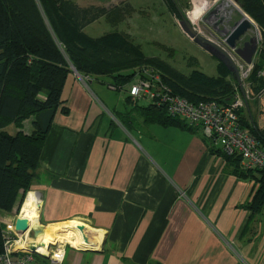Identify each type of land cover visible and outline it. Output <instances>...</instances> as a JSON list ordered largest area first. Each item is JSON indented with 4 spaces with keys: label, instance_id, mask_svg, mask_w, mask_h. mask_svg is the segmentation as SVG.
Here are the masks:
<instances>
[{
    "label": "crops",
    "instance_id": "0c3cea01",
    "mask_svg": "<svg viewBox=\"0 0 264 264\" xmlns=\"http://www.w3.org/2000/svg\"><path fill=\"white\" fill-rule=\"evenodd\" d=\"M100 81L69 74L68 111L55 114L28 191L40 198L37 227L77 220L100 238L89 250L66 243L62 264H264V205L249 207L260 182L227 171L198 133L128 130L118 119L125 104ZM33 129L30 118L24 130Z\"/></svg>",
    "mask_w": 264,
    "mask_h": 264
},
{
    "label": "trees",
    "instance_id": "16d2710c",
    "mask_svg": "<svg viewBox=\"0 0 264 264\" xmlns=\"http://www.w3.org/2000/svg\"><path fill=\"white\" fill-rule=\"evenodd\" d=\"M165 1L179 16L177 0ZM237 2L257 23L262 35L248 77L253 94L258 95L264 89V75H260L264 69V0ZM123 5L124 8L80 6L73 0H0V253L4 250L1 214L9 213L17 199L31 190L54 116L58 110L68 111L63 90L73 69L83 77L103 80L111 89L115 86V91L126 92L138 70L153 66L174 94L190 102L217 100L229 105L233 100L237 80L222 62L216 75L199 69L185 73L161 57L146 55L127 34L112 31L93 37L85 31L103 17L119 23L129 10L127 4ZM142 102L129 95L125 98L127 109L118 119L128 130L154 123L202 136L197 127L171 115L165 106ZM242 111L239 114L243 126L264 145V125ZM30 118L34 129L27 133L24 122ZM10 125L15 126L13 131L8 129ZM202 137L213 153L224 157L227 171L260 182L249 203L254 211L260 210L264 205V170L243 168L239 156L223 153L213 141Z\"/></svg>",
    "mask_w": 264,
    "mask_h": 264
},
{
    "label": "rangeland",
    "instance_id": "374dc122",
    "mask_svg": "<svg viewBox=\"0 0 264 264\" xmlns=\"http://www.w3.org/2000/svg\"><path fill=\"white\" fill-rule=\"evenodd\" d=\"M73 1L79 2L81 4L103 2L108 4L109 5L108 7L122 5V8H124L123 4H127L126 6H128L129 10L125 12L124 18L120 20L119 23H112L109 19L103 17L88 25L85 28V31L93 37H98L112 31H118L123 34H127L132 39L133 42L139 44L146 55L161 57L162 59L171 63L173 66H175L182 72L190 73L194 69H199L204 71L208 75H216L218 73V64L220 61L216 57L211 55L207 50H205L196 42H194L183 31L180 24V17L172 11L169 4L165 0H73ZM206 1H209L210 3L213 2V5L211 6L209 12L212 9H215L219 4H223L225 1L228 2V0H177L178 3L177 6L183 11L184 14H186L189 17L190 20H192L190 15L198 9L197 6L195 5L199 3H205ZM236 5L239 9L234 7V5L229 6L228 4H225L223 9H220V11L217 14L209 15V13H205L204 15H202L200 18L197 19V22H194L193 20L192 21L195 24V26L204 35L206 36L216 35L215 26L221 24L219 20L220 18L224 21L221 24V26L222 27L226 26V29H230L234 26V24L237 21H239L243 17V13L241 12L242 8L238 3H236ZM87 6H89V4ZM97 6H102V5H97ZM232 10H233V15H231L229 12ZM212 32H214L215 34L214 33L212 34ZM250 37H256L258 39L259 49H260L262 42V35L259 26L254 20L251 29L242 39L245 40ZM262 72L264 73V69L262 70ZM100 84H101L100 86H102V89L104 88L103 90L107 93V95L111 97L108 99H111L116 103L121 102L123 106L125 104L126 108H124V110L127 109L126 103L124 102V98H121L125 94L124 91H115L110 89L108 84L105 83L103 80L100 81ZM246 97L247 98H243L244 106L243 108H241L243 110L242 111L243 114H245V116H247L251 120L252 118L255 119L260 126H263L264 125V89L262 90L261 94L258 95L253 94L251 89V94L248 93ZM102 99L104 100V98ZM142 103H146V102H142ZM136 117H138V114H135V118ZM140 120L142 121L141 118ZM14 128H15L14 125H10L8 129L10 131H13ZM30 194L34 195L35 197L36 194L38 193L30 192ZM26 195L28 197V194ZM26 195H24L23 193V197L22 198L19 197L20 201L19 198L17 199V201L14 204L15 208L18 205L19 209L21 210L23 204L27 199ZM37 223L38 220L36 224L33 225H37ZM50 229L52 232H55L56 228H50ZM60 239H62V241H59ZM53 242L66 243L65 239L61 236L54 238ZM68 244L71 245L70 243ZM43 245L47 246L48 248L49 243H44ZM38 259L41 258L38 257Z\"/></svg>",
    "mask_w": 264,
    "mask_h": 264
},
{
    "label": "built area",
    "instance_id": "2783aa9c",
    "mask_svg": "<svg viewBox=\"0 0 264 264\" xmlns=\"http://www.w3.org/2000/svg\"><path fill=\"white\" fill-rule=\"evenodd\" d=\"M233 57L240 71L241 84L237 81L233 100L229 105L217 100L193 103L174 94L164 82L161 72L153 66L138 70L132 82L126 86V92L133 100L165 106L171 115L197 127L202 136L213 141L223 153L239 156L243 168L264 170V145L243 126L239 114L244 106L243 98H247L248 93L251 94L248 77L257 56L251 64L244 63L237 55ZM263 74L260 72V75ZM37 206L39 209L40 198ZM22 209L1 214L4 250L0 253V264H43L36 254L26 250L27 246L34 244L31 232L16 231V220L25 218ZM65 245L66 243L59 242L51 246L49 259L39 257L48 260V264H62Z\"/></svg>",
    "mask_w": 264,
    "mask_h": 264
},
{
    "label": "water",
    "instance_id": "95a60500",
    "mask_svg": "<svg viewBox=\"0 0 264 264\" xmlns=\"http://www.w3.org/2000/svg\"><path fill=\"white\" fill-rule=\"evenodd\" d=\"M235 3H238L237 0H233ZM180 24L183 31L198 45L207 50L211 55L216 57L220 62L226 65L232 75L236 80L241 84V76L239 68L234 60V55L239 56L242 61L246 64H251L254 61L255 56L259 52V42L256 37L246 40L243 45H240V41L251 29L253 22L248 18V14L243 10L244 16L237 21L231 32L225 36L218 37V39L204 35L193 23L189 17L183 13V11L177 6ZM80 77L75 69H73ZM30 221L26 218H18L16 220V231L18 233H24L26 231L32 232L33 236H37L39 232L42 231V228L30 230ZM80 230H85V226H79ZM87 243L90 240L85 237ZM56 243H53L49 246H54ZM86 250L93 249V246H81ZM26 250L34 253L43 258L49 259V254H43L37 250V245H29L26 247Z\"/></svg>",
    "mask_w": 264,
    "mask_h": 264
},
{
    "label": "bare ground",
    "instance_id": "6f19581e",
    "mask_svg": "<svg viewBox=\"0 0 264 264\" xmlns=\"http://www.w3.org/2000/svg\"><path fill=\"white\" fill-rule=\"evenodd\" d=\"M225 4L230 5H234V7H236L237 9H239L236 5V3L233 0H228L225 1ZM208 5L209 3L206 2L205 4H203V6L199 9V11L197 12L196 16H195V12H193L190 17L194 22H197V19L200 18L202 15H204L205 13H207L208 11ZM231 8V7H230ZM240 11V10H239ZM241 12L243 13L244 16V12L243 10H241ZM248 18L253 22V20L248 16ZM32 194H30V192L28 193V197L25 201V203L23 204V209H22V215L29 219L30 221V230L33 229H39L42 228V231L38 233L37 236H33L32 232H31V238L32 242H35L34 244L37 245V250L40 249H45L46 246H44V243H54V238L56 237H63L66 241V243H70L73 246H95L98 242V239H100L98 236L94 237L93 235H91V232L93 231L91 228H89L88 226H86L85 224L77 221V220H73L70 226H64L62 224L58 225L55 229V232L52 231H48V228L46 227H37L38 225H33L36 224L38 217H34L37 216L38 214V207L36 205V202L34 200H32ZM42 225V224H41ZM79 226H86L85 230H80ZM88 237L90 242L87 243L85 241V237ZM49 250V247L47 248Z\"/></svg>",
    "mask_w": 264,
    "mask_h": 264
},
{
    "label": "flooded vegetation",
    "instance_id": "af4514ba",
    "mask_svg": "<svg viewBox=\"0 0 264 264\" xmlns=\"http://www.w3.org/2000/svg\"><path fill=\"white\" fill-rule=\"evenodd\" d=\"M209 3V2H208ZM213 5V2H211V3H209V5H208V11H207V13H209V15H213V14H217L219 11H220V9H223V7H224V5H225V2L223 3V4H219L215 9H212L210 12H209V10L211 9V6ZM230 12V14L231 15H233V10L232 11H229ZM220 20V23L222 24L224 21L220 18L219 19ZM221 24H218V25H216L215 26V28H216V35H213V37L214 38H216V39H218L219 40V38L218 37H220L221 38V36H225V35H227V34H229L230 32H231V30H232V28H230V29H226V26L225 27H222L221 26ZM214 32H212V34H213ZM215 34V33H214ZM218 34V35H217ZM221 36H220V35ZM212 37V36H211ZM251 38H253V37H250V38H248V39H245V40H241L240 41V45H243V43L246 41V40H250Z\"/></svg>",
    "mask_w": 264,
    "mask_h": 264
}]
</instances>
